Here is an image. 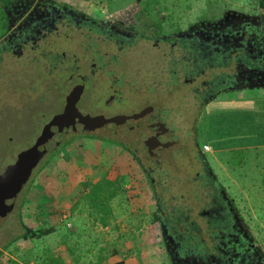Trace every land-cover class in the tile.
I'll use <instances>...</instances> for the list:
<instances>
[{
	"label": "rangeland",
	"instance_id": "rangeland-1",
	"mask_svg": "<svg viewBox=\"0 0 264 264\" xmlns=\"http://www.w3.org/2000/svg\"><path fill=\"white\" fill-rule=\"evenodd\" d=\"M8 1L11 7L0 0L10 19L8 26L0 25V173L21 149L34 142L43 124L63 108L72 81L67 75L76 69L71 67L65 73L54 67L50 51L59 55L66 51L71 63L75 62L72 52L78 53V63L83 55L91 60L104 55L105 80L97 77L94 85L85 86L77 103L79 110L95 113V104L101 105L110 85L118 95L111 109L128 112L153 104L185 147L179 151L177 163L163 166L161 173L153 174L150 184L137 162L151 164L141 144L128 147L112 137L68 135L33 169L11 214L0 224V264L42 263L51 254L61 256L64 264L75 263L70 256L74 246L63 244L72 238L79 239L80 247L83 243L85 252L93 246L91 251L95 253L99 246L98 254L104 262L125 259L129 251L124 249L132 247V253L136 252L132 256L141 264H178L165 241L161 214H176L180 219L177 228L183 232L189 221L195 220L203 232L193 228V233L201 240L208 239L206 217L194 211L198 205L194 194L199 193L197 173L201 172L191 150L195 141L229 207L264 257V87L231 81L208 93L206 79L222 67L209 65L194 72V57L179 41L185 36L196 37L190 31L199 22L231 23L233 16L264 15L258 0ZM53 2L106 23L129 26L133 28L132 41L119 46L95 32L80 38L62 21L55 22L50 30V25L35 26L32 34H36H27L30 37L26 41H18L20 33H27L35 17ZM137 31L141 34L134 36ZM80 41L83 44L79 45ZM89 42L96 44L89 46ZM204 143L209 150H204ZM103 177L115 179L113 186L118 189L104 202L95 192L89 193L91 185ZM107 221L117 234L105 230L90 235L89 227L95 230ZM77 226L82 228L80 233H74ZM40 227L52 230L30 234ZM91 236L94 239H88ZM113 246H120V254L111 257Z\"/></svg>",
	"mask_w": 264,
	"mask_h": 264
},
{
	"label": "flooded vegetation",
	"instance_id": "flooded-vegetation-1",
	"mask_svg": "<svg viewBox=\"0 0 264 264\" xmlns=\"http://www.w3.org/2000/svg\"><path fill=\"white\" fill-rule=\"evenodd\" d=\"M47 5L48 6L45 8V12L35 17L34 26L31 27V29H28L29 31L27 30V33H20L22 36L18 39V41H26V39L30 37L29 35L36 34L35 32L32 34L35 26L38 27L45 24L50 25V28L48 29L50 30L55 26L54 23L57 21L65 22L66 27L71 26L74 29V35H79L80 38L83 36L86 38L90 37L92 32H95L101 34L103 37L111 40L114 44L119 46L124 41L128 43L132 41L133 28L129 26L117 23L115 24L113 22L106 23L101 19H94L93 17L87 16L85 13H77L62 3L58 4L53 2ZM140 34L141 33L137 31L134 33V36ZM199 35L204 37L199 38V40L196 41L197 48L200 50L199 54H201L202 57H210L211 52L215 53V51L218 50L216 49L217 44L221 43L223 45L226 44V41L230 44L235 42V45H242L240 42L238 44L236 43L242 38L238 35H235L234 37H225L220 40L218 38V41L214 40L211 34H198V36ZM65 36L68 35L65 33ZM169 36L174 39L172 35ZM188 41L190 42V40ZM206 41L209 43H206ZM81 44H83V42L81 43L80 41L79 45ZM93 44L96 43L89 42V46H92ZM189 45L196 47L195 43L190 42L188 43V46ZM211 49H214V52ZM99 50L100 49H96V51ZM70 56L75 57V62H70L72 60L66 57V51L64 50L61 51V55L55 51H50L49 54L50 64L54 65V67L62 68L63 72L68 73V71H71V67L76 69L71 71L70 75H67L68 80L72 81L69 83L68 90L66 91L63 107L66 103L69 92L79 84L81 90L76 102L77 108V103L81 94L85 90V86L94 85V79L97 77L105 80L103 71L106 61L103 59L104 55H98L94 60H91L90 57L83 55L81 62L78 63V53L72 52ZM68 63L70 65H68ZM192 64H194V68L198 66V64L195 65V61ZM82 65H85V67ZM242 65L243 64L238 61L234 67L236 72L234 80L235 84H240L242 80H245L246 75L244 73L247 71L241 68ZM73 75H75L74 79ZM76 79H78L77 82L75 81ZM107 87L108 96H104L101 105L97 106L95 104V107L98 108L95 113H88L77 108L79 113H87L89 116L99 114L105 117H111L117 114H138L141 109L151 105V110L144 119L147 129L150 131L148 143L140 139L126 142L121 141L115 133L103 137L96 134L86 135H91L92 137L98 136L101 137V139L104 137H107V139L112 137L113 139L119 141L118 143L128 147L130 144L134 143L141 144L145 148L151 164L144 165L138 160L137 162L142 170V173L151 184L153 176H155L153 175L154 173H161L163 166H173L177 163L179 151L185 147V144L182 143L179 137L175 134L174 128L168 124L164 114L159 109L155 108L153 104H145L142 107L130 109L128 112H123L120 109H111L115 107L114 102L117 103V89H111L110 85H107ZM218 89H222V86L214 89H208L207 92L209 93L215 90L218 91ZM95 102L97 103V99H95ZM95 102L93 100L92 104ZM137 149V147L134 148V152L132 151L133 155ZM191 150L194 157L199 160L201 170L200 173H197V176L199 177L197 178L198 183L196 185V189L199 190V193L194 194V197L198 202L197 208L194 207V211H196L195 214L201 218L206 217L208 239H205L206 241L201 240L198 234L193 233V228L197 229V233L203 232L202 226L196 224L195 220L192 222L189 221V226L187 227L188 230L186 229L183 232L177 228V222L180 221V219L176 214H161L160 224L162 225L161 227L166 237L165 241H167V245H169L168 247H170L172 252L175 253L173 257L177 260L178 264H264V257L261 256L255 244L250 241L251 234L239 222L232 207H229L230 202L224 195L222 187L219 186L220 184L217 185L218 180L212 174L211 168L205 162L204 153L197 141L191 145ZM156 202L160 210L161 205L158 196L156 198Z\"/></svg>",
	"mask_w": 264,
	"mask_h": 264
},
{
	"label": "trees",
	"instance_id": "trees-1",
	"mask_svg": "<svg viewBox=\"0 0 264 264\" xmlns=\"http://www.w3.org/2000/svg\"><path fill=\"white\" fill-rule=\"evenodd\" d=\"M7 7H11V4L8 0H2ZM258 4L260 9L264 14V0H258ZM235 19L233 22H224V23H205L199 22L193 26L190 33L192 35L198 34H211L214 40L218 41L220 39H224L225 37H234L235 35L241 36L242 38L236 42L237 44L240 42L242 45H235V42L230 44L226 41V44H217V51L215 53L211 52L210 57H202L199 54V49L197 48L196 39L192 36L180 38L179 41L181 44H185L188 48L189 56L194 57L195 65L198 64L197 67H193L192 70L194 72L199 73L203 68L207 66H221L222 70L217 73L210 72L208 79H206V87L207 89H214L217 87H225L231 81L235 80V65L238 61H240L243 65L241 68L246 70L244 74L245 80L240 82L241 86H260L264 87V15H260L258 17H249L245 15L233 16ZM9 20V22H8ZM0 21L1 26L9 25L10 19L6 12V10L2 9L0 6ZM192 38V39H191ZM195 43V46H188V43ZM206 43H209L206 41ZM212 47V45H211ZM222 47V48H221ZM212 51L214 49H211ZM214 52V51H213ZM209 58V59H208ZM208 59V61H207ZM91 136V135H90ZM97 137V136H93ZM102 139H107L104 137ZM116 142H119L116 140ZM115 179H109L103 177L93 183L89 189L90 192H95L98 195L101 201H105L108 196H111L117 193L118 189L113 186ZM98 183L99 187L98 188ZM97 184V186H96ZM106 186V187H105ZM96 187L98 189H96ZM105 187V188H104ZM88 193V194H89ZM102 195H105L103 197ZM99 202V201H98ZM156 214V213H155ZM156 218V216H155ZM52 230V227H40L38 229L33 230L31 235H42L47 234ZM22 236H27L26 233H23ZM125 259L121 258L116 260L114 264H125ZM13 264H18L13 261ZM35 264H64L62 257L59 255L51 254L46 260H43L42 263ZM138 264V263H135Z\"/></svg>",
	"mask_w": 264,
	"mask_h": 264
},
{
	"label": "water",
	"instance_id": "water-1",
	"mask_svg": "<svg viewBox=\"0 0 264 264\" xmlns=\"http://www.w3.org/2000/svg\"><path fill=\"white\" fill-rule=\"evenodd\" d=\"M80 90L78 84L69 92L63 110L46 122L34 142L21 149L0 173V224L11 214L17 195L29 180L33 169L68 135L82 133L103 137L115 133L121 141L140 139L148 143L150 131L144 119L151 110V105L141 109L138 114L89 116L87 113H79L76 108Z\"/></svg>",
	"mask_w": 264,
	"mask_h": 264
},
{
	"label": "crops",
	"instance_id": "crops-1",
	"mask_svg": "<svg viewBox=\"0 0 264 264\" xmlns=\"http://www.w3.org/2000/svg\"><path fill=\"white\" fill-rule=\"evenodd\" d=\"M66 214H64V216H65ZM104 224V225H103ZM103 224H100V226H99V228H97V229H95V230H93L92 229V227H89V229L90 230H92L91 232L92 233H90V235L91 234H94L95 236L96 235H99L100 233H104V231L105 230H107V232H110L111 230H113L114 232L113 233H115V234H117V232H115V229H113V228H115V227H112V226H110L109 225V223H108V221L107 222H105V223H103ZM115 225V224H114ZM86 227H88V226H86ZM112 228V229H111ZM75 231H74V233H80V231L82 230V228L80 227V226H77L76 227V229H74ZM119 231H121V230H119ZM71 232V231H70ZM105 237H101L100 239L102 240V239H104ZM88 239H94V237L93 236H91L90 238H88ZM87 239V240H88ZM83 242V241H82ZM63 244H68V245H70V246H74L73 247V249H72V251L73 252H71V257L72 258H74V261H75V263L73 262L72 264H104V263H107V264H114V262H115V260H114V262L112 263L111 262V260L109 259V261H107V262H104V258L103 257H101V255L100 254H98L99 252H98V250H99V246L97 247V249H96V252L95 253H93L94 251H91V249H92V247L93 246H91L90 248H89V250H88V252H85L84 251V247H83V243H82V247H80V244H79V239H71V241H70V243H69V241H67L66 243H63ZM121 246V245H120ZM120 246H118L117 248H120ZM117 248H115L114 246H113V248L111 249V251H109V253H113L112 254V256L111 257H114V256H116V253L118 252L119 254H120V251H117ZM123 248V247H122ZM135 248H125L124 250H125V252L127 251H129V256H131V257H129V256H127L126 258H125V264H135V263H137L138 262V264H141L140 263V260L139 259H135L134 258V256H132V254L133 253H136V252H133L132 253V251L134 250ZM120 250H122V249H120ZM122 255H127V254H122ZM133 257V258H132Z\"/></svg>",
	"mask_w": 264,
	"mask_h": 264
},
{
	"label": "built area",
	"instance_id": "built-area-1",
	"mask_svg": "<svg viewBox=\"0 0 264 264\" xmlns=\"http://www.w3.org/2000/svg\"><path fill=\"white\" fill-rule=\"evenodd\" d=\"M203 148H204V150H209L210 149V147H209V145L207 143L203 144Z\"/></svg>",
	"mask_w": 264,
	"mask_h": 264
}]
</instances>
